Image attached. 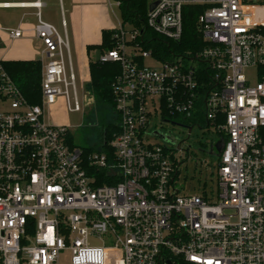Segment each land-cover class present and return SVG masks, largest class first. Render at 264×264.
Returning a JSON list of instances; mask_svg holds the SVG:
<instances>
[{
  "label": "built area",
  "instance_id": "built-area-1",
  "mask_svg": "<svg viewBox=\"0 0 264 264\" xmlns=\"http://www.w3.org/2000/svg\"><path fill=\"white\" fill-rule=\"evenodd\" d=\"M154 3L148 32L178 44L183 8L197 7L202 44L162 61L146 34L120 23L98 58L120 67L111 85L119 132L107 153L89 155L45 116L60 97L68 112L83 110L65 23L59 31L42 20L38 2L17 5L37 9L41 70L30 104L0 58V264H60L65 253L69 264H264V0ZM156 116L187 135L185 122L224 136L214 195L180 194V163L150 131Z\"/></svg>",
  "mask_w": 264,
  "mask_h": 264
},
{
  "label": "rangeland",
  "instance_id": "rangeland-1",
  "mask_svg": "<svg viewBox=\"0 0 264 264\" xmlns=\"http://www.w3.org/2000/svg\"><path fill=\"white\" fill-rule=\"evenodd\" d=\"M16 0H0L1 2H12ZM33 1V0H23ZM151 1V0H149ZM56 0H51L47 9L42 11V19L54 25L57 30L60 29V11L57 8ZM23 12V10L16 9H0V27L9 28L14 20ZM114 13L119 20V12L114 8ZM67 16V14H65ZM26 22L35 23V19L26 18ZM66 21H68L66 19ZM118 23L116 22V27ZM124 28L130 30L125 24ZM2 46L6 48L4 39L0 40ZM9 58V57H8ZM76 73V72H75ZM76 77L77 73H76ZM78 79V78H77ZM77 95L83 110L81 112L70 113L67 111L66 103L63 97L57 99L56 103L45 112L46 119L54 126H65L73 138L76 146L83 149L84 147H99V140H95L94 131L97 122L94 118L88 120L93 109V101L91 95L86 88L78 81ZM87 105V106H86ZM3 106L0 105V110ZM114 121V115L110 116ZM178 120V121H175ZM180 119L170 120L172 123H178ZM91 128L90 130L88 129ZM157 130L165 140H160V144L167 146L174 151L180 167L177 174L175 187L182 195H206L208 198L215 193V166L217 160L210 155V143L216 142V133L211 130H199L194 128L187 139V130L182 129L170 123H162L160 117L152 118L150 124V131ZM180 144L179 150L177 146ZM90 244L96 247L109 246L106 238L102 240L90 239ZM60 264H69V255L65 253L60 260Z\"/></svg>",
  "mask_w": 264,
  "mask_h": 264
},
{
  "label": "trees",
  "instance_id": "trees-1",
  "mask_svg": "<svg viewBox=\"0 0 264 264\" xmlns=\"http://www.w3.org/2000/svg\"><path fill=\"white\" fill-rule=\"evenodd\" d=\"M119 2L118 11L122 25L129 24L142 31L150 38V43L145 48H152L153 55L162 61L171 60L175 49L177 56L180 54H194L202 42L197 33L196 21L201 10L197 7L186 6L182 10V37L180 42L173 44L165 41L145 28V18L148 12L149 0H115ZM116 28L103 31L101 43L89 46L88 50H96L99 54L112 50L115 45ZM5 69L11 76L21 93L30 102L37 104L39 100V84L41 65L38 61H11L5 63ZM120 72L117 63L103 64L96 59L89 64L90 81L86 90L93 97V109L88 120L94 118L97 126L94 127V138L99 140V147H84L83 152L89 155L93 152L107 153L108 146L113 137L119 132L118 119L113 111V98L111 85ZM114 115L116 120L111 119ZM175 117V116H174ZM170 117V118H174ZM204 122L203 118H200ZM90 130L91 128L88 127Z\"/></svg>",
  "mask_w": 264,
  "mask_h": 264
},
{
  "label": "crops",
  "instance_id": "crops-1",
  "mask_svg": "<svg viewBox=\"0 0 264 264\" xmlns=\"http://www.w3.org/2000/svg\"><path fill=\"white\" fill-rule=\"evenodd\" d=\"M36 2L41 4L40 14L42 18V11L43 9H47L51 0H16L0 3V5H11L8 8L0 6V9L23 10L9 28L0 27V40L4 39L5 44L8 45L4 48L2 43H0V58L5 63L11 61H39L41 44L36 40L32 31L36 23L35 14L37 9L20 8L17 6L20 4H34ZM56 2L61 14L60 31H62V21L66 27L74 75L76 77L77 73V82L79 81L86 88V85L90 81L89 64L101 55L96 50H88V47L99 45L101 43L102 32L117 28L116 22L118 25L121 23L119 15V20H117L114 13V8L117 7L111 0H56ZM26 18L35 19V23L26 22ZM16 29L22 31V37L10 39L6 31Z\"/></svg>",
  "mask_w": 264,
  "mask_h": 264
},
{
  "label": "flooded vegetation",
  "instance_id": "flooded-vegetation-1",
  "mask_svg": "<svg viewBox=\"0 0 264 264\" xmlns=\"http://www.w3.org/2000/svg\"><path fill=\"white\" fill-rule=\"evenodd\" d=\"M182 126H186V127H190L191 128V133H192V130L194 129L193 128V124L191 123V122H185V123H183V125ZM191 133L189 134V135H187V139H189V137H190V135H191ZM216 142H218V141H222L223 143H224V140H225V138H224V136H222V135H216ZM215 142V143H216ZM214 142H213V145L212 144H210V146H209V149H211L210 150V153L213 155V157L217 160V158H218V155H217V153L215 152V149H214V144H215Z\"/></svg>",
  "mask_w": 264,
  "mask_h": 264
},
{
  "label": "water",
  "instance_id": "water-1",
  "mask_svg": "<svg viewBox=\"0 0 264 264\" xmlns=\"http://www.w3.org/2000/svg\"><path fill=\"white\" fill-rule=\"evenodd\" d=\"M155 5H156V3L150 5L149 10H152ZM222 148H223V142L221 140L214 144V149H215V152L217 153V155H219L221 153ZM209 154L212 155L211 153H209Z\"/></svg>",
  "mask_w": 264,
  "mask_h": 264
},
{
  "label": "bare ground",
  "instance_id": "bare-ground-1",
  "mask_svg": "<svg viewBox=\"0 0 264 264\" xmlns=\"http://www.w3.org/2000/svg\"><path fill=\"white\" fill-rule=\"evenodd\" d=\"M6 5H9V4H6ZM0 6H3V4H1ZM10 6V5H9ZM26 6H29V5H26ZM30 103V102H29Z\"/></svg>",
  "mask_w": 264,
  "mask_h": 264
}]
</instances>
